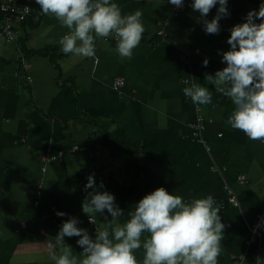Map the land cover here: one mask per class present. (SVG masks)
I'll list each match as a JSON object with an SVG mask.
<instances>
[{
	"label": "crops",
	"instance_id": "obj_1",
	"mask_svg": "<svg viewBox=\"0 0 264 264\" xmlns=\"http://www.w3.org/2000/svg\"><path fill=\"white\" fill-rule=\"evenodd\" d=\"M112 2L122 15L143 13L145 32L130 60L119 57L114 36L96 39L94 58L63 53L59 41L69 30L35 0H13L30 6V21L13 22V40L0 30V264H55L50 255L58 249L48 244L70 216L94 238L105 221L97 214L96 224L90 223L82 211L90 174L97 191L114 194L125 213L120 222L129 218L137 201L125 179L133 173L125 176L118 159L91 145L97 127L116 126L139 147L149 193L163 187L185 202L215 198L225 225L218 264H264V227L251 240V225L264 213V143L225 123L234 105L205 79L226 66L221 54L230 47V29L264 0H228L230 15L220 20L216 35L205 34L191 6L173 16L168 0ZM115 77L125 81L119 91L111 87ZM193 83L212 91V104H193L184 95ZM59 152V159L45 161ZM77 240L65 237L79 258ZM143 253H135L138 264Z\"/></svg>",
	"mask_w": 264,
	"mask_h": 264
},
{
	"label": "clouds",
	"instance_id": "obj_2",
	"mask_svg": "<svg viewBox=\"0 0 264 264\" xmlns=\"http://www.w3.org/2000/svg\"><path fill=\"white\" fill-rule=\"evenodd\" d=\"M168 2L177 8L184 7V0ZM35 3L45 15L51 14L69 30L59 41L65 54L94 58L96 39L107 42L114 36L117 54L130 60L145 32L142 10L122 15L121 8L112 0ZM227 5L228 0H192L191 8L200 14L205 34H219L220 20L230 15ZM214 7L216 14L209 20ZM227 44L229 49L221 54V62L226 66L214 74L206 73L205 79L214 85L216 93L230 98L234 105L225 123L250 140L264 143V2L258 11L250 10L244 22L230 29ZM208 63L207 58L202 61L204 67ZM183 92L193 104H212L208 87L193 83ZM99 187H104L102 181ZM96 189L94 174H90L84 187L88 194L82 201V211L93 224L97 214L103 216L104 225L96 227L93 238L85 228L78 227L77 217L70 216L61 224L55 242L48 244L49 248L58 249L59 254L50 255L55 264H138L135 253L141 248L142 264H218L225 225L219 215L220 205L212 195L185 202L181 196L159 187L144 195L121 223L125 213L114 194ZM56 215L63 217L66 213L57 211ZM144 233L148 236L142 241ZM65 237H78L77 245L82 249L79 258L65 243Z\"/></svg>",
	"mask_w": 264,
	"mask_h": 264
},
{
	"label": "trees",
	"instance_id": "obj_3",
	"mask_svg": "<svg viewBox=\"0 0 264 264\" xmlns=\"http://www.w3.org/2000/svg\"><path fill=\"white\" fill-rule=\"evenodd\" d=\"M30 21L29 14L22 21L25 24ZM93 147H104L111 157L118 159L122 168V173L127 176L133 173V178L126 180L132 188L133 195L138 202L144 195L149 193V188L145 183L144 177L141 175V167L139 165V147L131 143L121 126H116L111 130H104L97 127L92 137Z\"/></svg>",
	"mask_w": 264,
	"mask_h": 264
},
{
	"label": "built area",
	"instance_id": "obj_4",
	"mask_svg": "<svg viewBox=\"0 0 264 264\" xmlns=\"http://www.w3.org/2000/svg\"><path fill=\"white\" fill-rule=\"evenodd\" d=\"M190 6H191V3L186 0H184L183 8H177L172 5L171 15L177 16L181 10H183L184 8L190 7ZM0 11L2 12L4 19H5L2 23H0V30L7 40H13L14 34H15L13 22L15 20L23 21L30 12V6L28 4L17 6V5H14L13 0H3L2 2H0ZM158 34L162 35L163 30L159 29ZM23 66H26V63H23ZM27 79H30V75L27 76ZM124 84H125V81L122 77H115L112 81L111 87L113 88V90L119 91ZM191 126L195 130L201 129V124L193 123L191 124ZM61 155H62L61 152H59L57 155L46 156L45 161L59 159ZM237 179L240 183H242L245 180V176L239 175ZM227 191L229 193L228 201L232 203L233 205H236L237 202L235 200L234 195L231 193V190L227 189ZM35 202L37 203V201ZM263 227H264V213H259L256 217L255 223L251 225V231H252L251 240H254L255 238L254 236Z\"/></svg>",
	"mask_w": 264,
	"mask_h": 264
}]
</instances>
